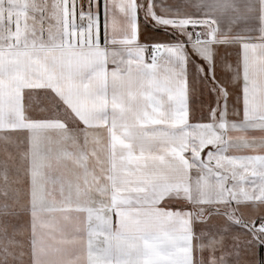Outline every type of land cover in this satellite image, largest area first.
<instances>
[{
	"label": "snow or ice",
	"instance_id": "snow-or-ice-1",
	"mask_svg": "<svg viewBox=\"0 0 264 264\" xmlns=\"http://www.w3.org/2000/svg\"><path fill=\"white\" fill-rule=\"evenodd\" d=\"M0 264H264V0H0Z\"/></svg>",
	"mask_w": 264,
	"mask_h": 264
}]
</instances>
